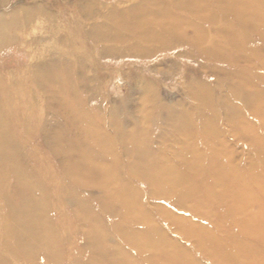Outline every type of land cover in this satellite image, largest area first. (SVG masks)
Listing matches in <instances>:
<instances>
[{"label":"rangeland","instance_id":"rangeland-1","mask_svg":"<svg viewBox=\"0 0 264 264\" xmlns=\"http://www.w3.org/2000/svg\"><path fill=\"white\" fill-rule=\"evenodd\" d=\"M34 2L45 5L53 15L50 19L38 16L28 29L17 33L26 43H12L0 50V82H7L0 93L7 90L6 94L13 102L11 111L3 107L0 120L2 130H9L10 138L18 145V153L27 166L26 172H33L37 187L43 190V202L36 201L44 219L41 224L49 228L51 242L54 237L66 246L58 248L57 259L43 256L41 251L28 255L16 247L15 240L11 242L13 250H6L3 243L11 241L4 224L9 206L2 197L0 258L6 264H69L61 259L81 249L74 260L80 257L93 261L98 250L92 243H97L98 236L90 238L88 246L81 248L84 240L77 233L76 218L66 201L77 197L96 214L94 220L101 227L105 248L112 246L119 253L126 252L137 264L156 261L151 262L147 252L138 255L135 247L130 245L129 240L135 232L126 235L127 238L121 237L119 227L118 230L114 228L113 219L118 216L109 209L106 197L97 199L96 196H100L98 189H88L81 195L82 187L62 176L51 144L43 142L42 127L49 133L61 135L64 132L61 136L75 159L82 151L87 158L97 160L107 171L117 175L120 183L133 188L136 193L132 197L137 198L163 232L161 246L169 254L183 259L187 252L195 263L215 264L195 247L192 239L174 230L175 226H181L187 230H207L222 239V245L231 246L229 251H232L233 241H241L244 257L252 253L258 257L264 255L263 241L249 230H253L251 224L262 223L264 226V206L257 204L264 200V107L260 108V117L249 111L253 103L251 93L258 90L264 95V40L260 34L245 24L232 6L228 3L225 6V0H21L24 4ZM93 11L95 15L82 14ZM94 22H98V28L93 32L91 25ZM23 53L28 56L24 57ZM31 55H34L33 60ZM35 55L43 56L39 60L41 64L53 57L44 71L47 80L42 74H34L41 86L34 84L30 79L33 73L28 72V66L35 62ZM200 94L205 95L204 103H199ZM200 104L206 105L209 115L215 106V125L221 131L218 140L224 148L219 161L245 171L247 187L254 193L251 200L243 204L245 214L231 211L228 203L235 207L237 200L234 203L228 198L224 201L228 205L209 201L206 206L204 203L194 206L186 201L183 206L179 199L184 193L182 187L169 196L149 194L147 182L130 173L144 168L133 159L136 148L150 150L153 160L161 151L166 153L183 128L181 116L192 113L190 116L195 123L188 125L185 122L184 127L199 131ZM228 107L235 108L236 121L242 123L244 135L235 134L231 131V123L224 122L227 113L230 114ZM83 125L89 129L86 134ZM100 139L108 143L109 152L101 153ZM195 145L207 157L210 155V150L199 141ZM207 157L202 161L205 168L202 165L200 179L213 183L214 175L208 171ZM88 176L94 178L92 174ZM197 177H190L189 184L197 185ZM9 183L12 185L11 178ZM256 183L262 184L263 188L260 190ZM198 185V190L205 193L206 186ZM223 186L219 183L215 188ZM119 188L125 194L126 191ZM3 189H7L5 185ZM251 190H247L246 195ZM242 193L245 192L237 195H244ZM96 201L103 206L97 207ZM21 204L23 207L28 205L26 202ZM158 207L167 217L161 216ZM194 211L213 213L216 218L211 221L207 219L210 217ZM21 216L31 217L26 213ZM256 218H260L258 222ZM241 220L249 224L241 226ZM240 226L244 227L245 233H240ZM43 227L38 228L43 230ZM137 228L148 230L145 225L135 226ZM33 242L29 241L27 248ZM205 244L208 253H212V248L220 250L212 241Z\"/></svg>","mask_w":264,"mask_h":264},{"label":"bare ground","instance_id":"bare-ground-1","mask_svg":"<svg viewBox=\"0 0 264 264\" xmlns=\"http://www.w3.org/2000/svg\"><path fill=\"white\" fill-rule=\"evenodd\" d=\"M225 1V6L227 5L226 3H228L229 6H232L237 16H241L242 21L255 29L258 35L260 34L261 38L264 40V0ZM133 7L136 8L135 5H133ZM82 14L83 16H87L88 14L95 15L96 13L93 11L86 13L84 12ZM52 15V12L43 4H37L35 2L33 4H24L21 3V0H0V50L12 43H26L25 41L23 42L22 38L17 33L28 29L31 23L34 22L38 16H43L50 19ZM91 26L92 30L94 28L97 29L98 22H94ZM261 26H263L262 30L259 29ZM93 32L89 33V35L91 36ZM23 56H28V53H23ZM35 58V62L33 61L34 63L28 66V72L30 74L33 73V75H30V79L34 82V84L37 83V85L41 86L38 80L35 79L34 74H42V78L47 80L48 76L44 78L46 75V73L44 74V71H46V64L49 61H52L51 59H53V57H51L48 61H44L46 63L42 64L39 63V60L42 59L43 56H37ZM31 59H34V55H31ZM250 78L253 79L254 76ZM5 83L7 84V82H0V92L4 90ZM255 91L257 93H251L253 103L249 111L250 113L260 117L259 111L262 110L260 108L264 107V95L258 90ZM7 92L8 91L5 90V92L0 93V118L3 117L2 113L5 109L7 111H11V109H13V102L10 100L11 97L6 94ZM205 92L208 93L207 91ZM198 98H200L201 101H199V103L205 102V95L200 94ZM205 106L204 104L199 105L197 122L200 126L199 131H190L189 129L186 130L184 127L185 122H187L188 125H190V123H195V120L192 118L193 116H190L192 113H186L184 116H181L180 119L183 122L181 123V127L183 128L179 130L178 136H176L174 143L167 148L168 150L166 153L164 150L161 151L158 157L153 160L151 158H154V155L150 150H145L143 147H140L141 149L136 148L135 158L133 159H135L137 163H141L144 168L138 172L131 171L130 173H132V175L142 177L147 182L149 186V194L156 196H169L174 191H177L178 188L182 187L184 193L179 199L182 202H180L181 205L183 206L186 201L191 202L194 206L200 205L201 203H204L203 205L206 206L209 204V201L210 203L218 202L219 204L222 202L224 205H226L227 203L224 201H226L228 198V200H233L234 203L235 200H237L235 207L230 205V203H228L229 205L227 204L228 207L230 206L231 211L236 212V214L239 215L245 214L243 213V204L246 201L249 202V200H251V197H253V191L251 188L247 187L248 185L246 184V175L244 176L243 173L245 171L242 169H234V166L231 163L225 165L219 161V156L221 155L220 153L224 148L221 147L220 141L218 140L221 131L215 125V106L212 107V114L210 115L206 112ZM3 107H5V109ZM227 109L231 115L227 113L224 122L231 123V131L235 134L239 133L244 135L240 125L242 123H238L236 121L238 115L235 112V108L228 107ZM63 117L66 121L68 120L65 115H63ZM83 127L86 134L87 130L89 131V129H87L84 125ZM90 132L92 133L93 130H90ZM40 133H44L43 142L48 145L51 144L50 147L52 153L60 164L62 176L68 178V180L73 183L76 181L77 184L82 187L80 192L81 195H83V191H87L88 189L93 191H97L98 189L97 192H100V196H96L97 199H103L106 197V201H109V209L113 212V214L118 216L117 218L113 219L115 221L114 228L118 230L119 227L121 237L127 238L126 235L130 236L133 232H135L134 237L132 239L130 238L129 242L130 245L135 247L136 251H138V255L140 252H147V257L151 262L156 260L152 264H198L195 263L192 257L187 255V252L185 257L182 259L176 254H169L164 249V247L161 246L163 232L157 228V225L151 220V216L138 202L137 198L135 200V197H132L136 193L133 188L120 183V179L117 175H115L112 171H107L106 167L101 165V163L97 160L89 157L87 158L84 152L79 151V153H77L78 157L75 159L73 156L74 153L67 147V144L64 142L61 136L64 135V132L61 135L52 132L49 133L45 127H42ZM10 135L11 132L9 130H2L0 120V198L4 197L8 202L9 210L8 215L5 217L4 224L5 232L8 234V236H10L11 240L10 242L8 241L9 244L3 243V245L6 247V250L12 251L13 244L11 242L12 240H15L14 243L17 244L16 247L22 248L23 252H26L28 255H34L36 253L38 254V252L41 251L43 256L48 258L52 256V258H55L56 255H58V248H63L66 246V244L56 241L54 237L53 242H51L48 232L49 228L47 229L46 226L43 227V224H41V221L44 219L42 218L40 214L41 212L39 211L41 210V206L38 209L37 206H39V203L36 201L40 200V202H43V190H39V187H37L35 181L36 179L33 178V172L30 173V170L26 172L27 166L25 162H23L21 155L18 153V145L16 142L12 141ZM251 138H253V136H251ZM198 141L205 147L206 150H210V155L208 157L205 155L203 150L195 145L198 143ZM138 142L140 143L141 141L139 140ZM107 145L108 143H106L104 139H100L98 146L102 150L101 153L105 154L109 152ZM206 157L208 158V171L214 175L213 183H207L204 181V179H200L202 175V165L204 167L202 161L206 159ZM174 159L179 160L174 162ZM89 174H92L94 178L92 177L91 179V177L88 176ZM194 175H198L197 178L199 182H197V185L196 183L189 184L190 177H193ZM10 178L12 180V185H10V183L7 184ZM219 183H221L222 186L224 184V186L220 189L215 188L216 184L219 185ZM198 184L206 186L205 193H202L200 190H198ZM3 185H5L7 189H3ZM256 185L258 188H260V190L263 188L262 184L259 186L256 183ZM119 186L126 191L125 194H123ZM249 189L252 192L248 191L249 193L246 195V192ZM37 190L38 193L36 194ZM239 192L245 193H242L244 195L238 196L237 194ZM221 199L223 200L221 201ZM66 201L69 205L68 208H70V212L76 218L77 233L79 237L84 240V244L81 246V248H83V246L86 248V245L88 246L90 238L98 236L97 238L99 240H96L97 243H92V246H96L95 250H98V256L95 255V257L93 255V261H91L92 259L81 260L80 257L77 260H74L78 251L77 250L74 252V255L70 253L73 256H68L70 254H67V256L61 259L62 261L63 259L65 262L69 261V264H137L135 260L133 261L130 255L126 254V252L119 253L117 252L118 250L116 248L114 249L112 246L111 248L110 246L105 248L106 242L102 239L101 227H99L97 222L94 220L97 219L96 214H93L88 209V207H86V202L84 200L78 199L77 197H72L69 199L70 202H68L67 199ZM20 202H26V204H28L27 207H23L24 204L22 205ZM257 204L264 206V200H259ZM96 206H103V203L96 201ZM158 209L161 216L167 217V215L164 216L165 211L161 210L159 207ZM23 213H26L29 216L31 215V217L29 219L24 218L21 216ZM195 214L210 217L207 219H211V221L213 218H216V215L213 213L202 214L199 211H196ZM256 219L258 222L260 218ZM246 220L240 221L241 226L244 225V227H246V223L247 225L249 224ZM138 225H145L146 227L148 226V230L150 231L147 232L148 230L142 231L138 228L135 229V226ZM255 225L251 224L253 230L251 228L249 230L253 235L258 236L264 243V233H261L264 226L262 223H257ZM39 226L43 227V230L38 228ZM241 226L240 229L242 230L240 233L243 234L245 233V230L243 229L244 227ZM174 230L180 234L186 235L185 238L192 239L195 247L205 253V255L208 256L215 264H224L228 261H230L232 264L233 262H240V264H264V255L258 257L252 253L247 257L242 256L243 252L241 251V246H243V244L241 241H233L231 244L233 246L232 251H229L230 249L228 248L231 246L225 247L226 245H222V242H224L222 239L214 237L205 229L200 228V230H187L185 227L175 226ZM29 241L34 242L30 247L27 248V243ZM64 241L65 240L62 242ZM208 241H212L214 245H218L220 250L212 248L210 249L212 253L206 252L209 251V248L205 246V243ZM53 249L57 250L54 251ZM50 251H52V255ZM79 251H81V249ZM163 256H165L164 259L161 258ZM254 258H256L255 261L253 260ZM148 259L145 261H148ZM0 264H6V261L0 258Z\"/></svg>","mask_w":264,"mask_h":264}]
</instances>
